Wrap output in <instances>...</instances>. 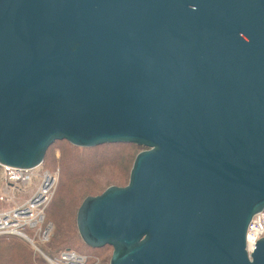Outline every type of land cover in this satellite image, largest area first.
I'll return each instance as SVG.
<instances>
[{
	"label": "water",
	"instance_id": "water-1",
	"mask_svg": "<svg viewBox=\"0 0 264 264\" xmlns=\"http://www.w3.org/2000/svg\"><path fill=\"white\" fill-rule=\"evenodd\" d=\"M146 147L87 196L110 264H264V0H0V165Z\"/></svg>",
	"mask_w": 264,
	"mask_h": 264
},
{
	"label": "trees",
	"instance_id": "trees-1",
	"mask_svg": "<svg viewBox=\"0 0 264 264\" xmlns=\"http://www.w3.org/2000/svg\"><path fill=\"white\" fill-rule=\"evenodd\" d=\"M57 141H62L66 144L63 145L61 150L62 156L59 161L61 170L60 186L53 203L54 205L59 201L61 203L60 209L55 210L57 213L54 210L48 211L50 216L54 215L58 218L53 219L54 223L56 222L57 231L51 237L52 240L50 239L49 241L50 249L55 252L60 251L62 246L72 242L76 235L79 236H77L79 239L81 238L76 220L77 207L74 208L76 201L79 199L83 200L87 196L98 195L111 185L124 186L127 184L133 162L137 155L136 148L138 147V145L133 143H106L93 147H80L67 140ZM44 163L49 164L53 168L56 167V158L53 154H50L49 149ZM109 171H113L114 176L117 177L116 181L106 185L100 192H95V189L98 187L96 178L99 175L108 174ZM121 179H126L125 184L118 183V180ZM78 187L82 190L75 194L74 190ZM70 194H73L72 201L67 200ZM69 203H72L70 207ZM66 218L70 222L68 225H63L61 222ZM87 247L93 248L88 245ZM106 247H109V245L100 247V249H105ZM35 263L48 264L42 257L35 255L30 246L18 236H0V264Z\"/></svg>",
	"mask_w": 264,
	"mask_h": 264
},
{
	"label": "built area",
	"instance_id": "built-area-1",
	"mask_svg": "<svg viewBox=\"0 0 264 264\" xmlns=\"http://www.w3.org/2000/svg\"><path fill=\"white\" fill-rule=\"evenodd\" d=\"M42 165L33 168L0 165L5 185L0 191V203L9 205L0 208V236L11 234L23 237L36 253L52 264H86L87 256L72 249L63 250L57 258L42 250L41 245L51 239L52 227L46 222V209L57 188L59 174L57 170H41ZM20 195L26 196L22 202L18 200ZM263 236L264 211L255 214L249 223L246 235L249 253Z\"/></svg>",
	"mask_w": 264,
	"mask_h": 264
},
{
	"label": "rangeland",
	"instance_id": "rangeland-1",
	"mask_svg": "<svg viewBox=\"0 0 264 264\" xmlns=\"http://www.w3.org/2000/svg\"><path fill=\"white\" fill-rule=\"evenodd\" d=\"M66 143L65 142H62V141H57L55 142L53 145H51V147L49 148V152L50 154H53V156H55L56 158V167L53 168L51 166H49V164H46V163H43V165L41 166V170H49V171H59V174L57 173L58 175V181H57V188L55 190V193H54V196L49 204V206L47 207L46 209V222L47 223H50L51 224V237L54 236V233L57 231V226L55 225L56 222L54 223V220L53 219H58L56 218V216H50L48 211H51V210H55L57 211L58 209H60V202H56L54 205V201H55V198L57 197V194H58V191H59V186H60V179H61V170H60V166H59V161L61 160V156H62V147L63 145H65ZM146 147H143V146H138L136 148V151H137V154L142 151L143 149H145ZM130 177V176H129ZM116 176H114L113 174V171H109L108 174H105V175H99L96 179H97V184H98V187L95 189V192H100L106 185L110 184V183H113L116 181ZM126 179H121V180H118V183H121L122 185L125 184V181ZM128 183V182H127ZM126 185V184H125ZM4 183H3V176H2V170L0 168V191L2 190V188H4ZM82 190V189H81ZM80 188L78 187L77 189L74 190L75 194L78 193L79 191H81ZM104 191V190H103ZM102 191V192H103ZM101 192V193H102ZM65 198V196H64ZM63 198V199H64ZM86 198V197H85ZM84 198V199H85ZM26 199V196L25 195H20V197H18V200L19 202H22ZM61 199V200H63ZM83 199V200H84ZM60 200V201H61ZM67 200L69 201H72L73 200V194H70L68 197H67ZM83 200L79 199L76 201L75 205H74V208L77 207V212H78V209L79 207L81 206ZM82 201V202H81ZM81 203V204H80ZM72 203H69V207L71 206ZM78 204V205H77ZM80 204V205H79ZM9 205L7 203H0V208H3V207H8ZM79 206V207H78ZM77 212H76V220H77ZM57 213V212H55ZM61 222V221H60ZM70 222V220L67 221V218L61 222L63 225H68V223ZM6 235V234H5ZM11 235V234H9ZM80 235V234H79ZM78 235L75 236V238L73 239L72 242L70 243H67V245H64L62 246L61 250L60 251H53L52 249H50L49 247V241L46 242L45 244H42L41 247H42V250L45 251L49 256H51L52 258H57L60 253L62 252V250H66V249H72L74 251H76L77 253L81 254V255H85L87 256V261H86V264H103V263H107V264H110V259H111V256H112V253H113V247H111L109 245V247H106L105 249H100V248H97V249H94V248H88L87 245H85L84 241H82L81 239L82 238H78L77 237ZM81 237V236H80ZM20 238V237H19ZM21 239L23 241H25L29 246L30 248L32 249V251L34 252L35 255H39L40 253H36L33 246L28 242L26 241L23 237H21ZM52 240V239H51ZM68 246V247H67ZM70 247V248H69ZM40 257L43 258L44 261H46L48 264H52L50 263V261L45 258L44 256H41L39 255ZM37 264V263H35Z\"/></svg>",
	"mask_w": 264,
	"mask_h": 264
},
{
	"label": "bare ground",
	"instance_id": "bare-ground-1",
	"mask_svg": "<svg viewBox=\"0 0 264 264\" xmlns=\"http://www.w3.org/2000/svg\"><path fill=\"white\" fill-rule=\"evenodd\" d=\"M44 163V162H43Z\"/></svg>",
	"mask_w": 264,
	"mask_h": 264
}]
</instances>
